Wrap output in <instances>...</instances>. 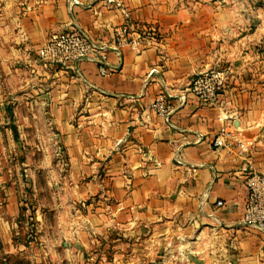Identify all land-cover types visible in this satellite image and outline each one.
<instances>
[{"label":"crops","instance_id":"1","mask_svg":"<svg viewBox=\"0 0 264 264\" xmlns=\"http://www.w3.org/2000/svg\"><path fill=\"white\" fill-rule=\"evenodd\" d=\"M213 1L0 0V112L11 110L18 136L23 119L61 146L51 210L76 248L117 264H264V232L243 220L246 177L264 175V25L243 29ZM136 24L159 43L109 51L107 76L88 61L37 63L71 27L109 43ZM223 68L232 76L216 105L186 94L196 75ZM166 91L169 123L151 110Z\"/></svg>","mask_w":264,"mask_h":264},{"label":"rangeland","instance_id":"2","mask_svg":"<svg viewBox=\"0 0 264 264\" xmlns=\"http://www.w3.org/2000/svg\"><path fill=\"white\" fill-rule=\"evenodd\" d=\"M213 2L232 10L243 29L264 25V0ZM12 120L8 110L0 112V264H117L118 258L102 255V248L78 249L76 241L60 236L48 182L55 164L65 163L61 146L40 140V132L23 119L15 140ZM155 263L147 257L143 264Z\"/></svg>","mask_w":264,"mask_h":264},{"label":"built area","instance_id":"3","mask_svg":"<svg viewBox=\"0 0 264 264\" xmlns=\"http://www.w3.org/2000/svg\"><path fill=\"white\" fill-rule=\"evenodd\" d=\"M159 40L158 30L148 25L116 27L109 43L88 39L76 28L71 27L65 33L52 35L48 39L37 55V63L48 70L68 68L73 64L88 61L97 65L100 75L107 76L111 73L107 63L109 51L121 54L127 47L139 49L144 44L159 43ZM231 76L230 68L201 72L196 75L186 94L195 97L205 105L214 106L218 103L220 94L226 88ZM187 95L180 97L182 103L185 102ZM172 100L173 97L166 91L160 93L151 104V110L166 123H169L173 113ZM226 138V129L222 128L214 139L213 146L218 150L225 148ZM245 186L248 197L244 207V224L264 232V175L248 174ZM217 206L221 207L223 203L218 202Z\"/></svg>","mask_w":264,"mask_h":264},{"label":"trees","instance_id":"4","mask_svg":"<svg viewBox=\"0 0 264 264\" xmlns=\"http://www.w3.org/2000/svg\"><path fill=\"white\" fill-rule=\"evenodd\" d=\"M8 111H9V113H10L11 118L13 119V115H12L11 110H8ZM11 130H12V132H13V134H14V139L17 140V139L19 138V136H18V132H17V128H16L15 126H12V127H11Z\"/></svg>","mask_w":264,"mask_h":264}]
</instances>
